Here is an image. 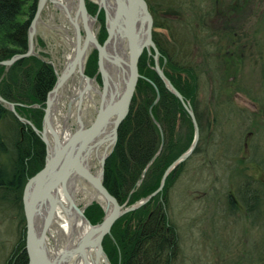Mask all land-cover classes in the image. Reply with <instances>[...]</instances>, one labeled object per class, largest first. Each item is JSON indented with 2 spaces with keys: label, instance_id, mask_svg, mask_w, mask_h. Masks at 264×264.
<instances>
[{
  "label": "trees",
  "instance_id": "trees-1",
  "mask_svg": "<svg viewBox=\"0 0 264 264\" xmlns=\"http://www.w3.org/2000/svg\"><path fill=\"white\" fill-rule=\"evenodd\" d=\"M36 5L37 0H0V61L27 50L28 26ZM84 6L99 23L95 37L100 44L106 36L103 12L90 1L84 0ZM96 58V50L92 49L84 67V73L89 77L96 72ZM162 59L160 56L158 63L164 76L193 112L198 139L190 155L167 173L155 194L111 224L109 234L101 239L102 250L110 264H172L176 254V232L166 213L168 191L191 155L214 150L210 145L215 143H209V138L216 127L211 123L219 118L220 100L222 121L229 120L233 112L238 111L229 106L232 104L230 93L224 94V99L221 95V61L214 63L213 70L209 65L206 68L207 62L195 64L186 55L178 58L166 55L164 62ZM152 66L151 56L143 50L137 60L140 77L128 111L117 126L114 145L103 162L101 183L118 204L129 205L154 191L164 169L188 147L192 138L188 113L178 98L165 88ZM214 71L220 75H215ZM95 80L100 83L98 74H95ZM54 82L53 67L45 58L31 54L9 67L0 64V95L13 102L16 112L38 129L42 127L47 92ZM200 88L208 93L205 106L210 116L209 125H203L202 121L207 119L196 104ZM237 113V118L241 119L240 112ZM204 128L211 130L201 141ZM160 143L161 148L155 154ZM45 154V143L40 136L0 102V209L14 210L19 227L18 240L7 264H27L22 190L26 180L42 168ZM236 162L242 160L238 158ZM227 202L231 205L228 195ZM83 215L90 224H95L101 220L103 210L92 201L83 209Z\"/></svg>",
  "mask_w": 264,
  "mask_h": 264
},
{
  "label": "rangeland",
  "instance_id": "rangeland-1",
  "mask_svg": "<svg viewBox=\"0 0 264 264\" xmlns=\"http://www.w3.org/2000/svg\"><path fill=\"white\" fill-rule=\"evenodd\" d=\"M48 1L42 8L41 22L34 36L35 51L47 61H51L56 73H59L67 62V56L75 53V35L67 14ZM86 1L96 4L91 0ZM146 1L157 10L155 19L168 27H152V32L160 37L161 41L164 38L176 42L172 38H177V56L190 54L188 59L195 64L200 60L204 61L202 56H211L210 52H204L202 55L200 48H190L189 41L196 46V29L193 24L187 23L186 0ZM217 1L215 10L209 5V14H205L204 22L217 29L216 24L220 17L216 19L214 14L220 15L221 8L233 6L238 15L235 32L238 37L250 38L255 46V55L250 61L244 60L241 63L240 74L235 73L234 89L229 91L232 103L239 107L237 112H240L241 119L237 118V112H233L229 120H221L222 125L219 114V118L211 123L216 126L209 138V143H215L210 145L214 150L210 153L199 152L191 155L168 191L166 213L176 232V254L172 264H264V0ZM73 2L76 7L77 0ZM172 12L178 16H173ZM92 24L91 30L96 36L99 23L95 19ZM207 32L212 33L209 29ZM80 33V41L83 43V33ZM209 38L211 43L216 44L217 36ZM180 42L184 49L179 47ZM169 49L174 52L172 48ZM216 50L221 52V43ZM91 51L92 48L87 57ZM212 54L215 53L212 51ZM205 62L206 68L209 65L214 70V62L210 63L209 59ZM219 73L214 71L215 75H220ZM239 75L241 83L237 79ZM245 87H250L251 90L247 91ZM69 94L74 95L68 91L67 95L70 96ZM62 97L55 107L52 123L58 122L57 126L63 130L62 116L66 113L67 103L65 97ZM207 98L206 89L200 88L196 94V104L198 111L206 116L207 120L202 121L203 125L210 124L208 108L205 106ZM90 99L91 101L83 98L80 104L79 118L83 125H87L93 118L99 98L92 91ZM72 104L71 115L67 117L69 131L76 126L75 108ZM210 130L202 129L201 141ZM247 131L250 136L245 139L246 144L242 149L241 142ZM3 132L6 133L4 127ZM238 158L242 162L237 163ZM90 169L97 170L98 163ZM228 193L231 205L227 202ZM74 195L79 207L88 201V197L79 187L75 189ZM18 230L15 211L10 208L0 209V264H7V259L18 240ZM49 233L56 241V233L52 229ZM47 241L48 247H54L48 236ZM60 248V245L56 246V249Z\"/></svg>",
  "mask_w": 264,
  "mask_h": 264
},
{
  "label": "water",
  "instance_id": "water-1",
  "mask_svg": "<svg viewBox=\"0 0 264 264\" xmlns=\"http://www.w3.org/2000/svg\"><path fill=\"white\" fill-rule=\"evenodd\" d=\"M91 1L96 3L97 10L101 9L103 12V24L106 36L102 43L99 44L95 36L90 35L86 26L85 22L87 17L91 21H94L96 17L95 15L90 16L86 12L84 0H77L76 2V12L81 16L80 22L85 34L81 49L79 48L80 32L78 23L74 18L72 20L69 19L75 35V59L78 60L79 56H81V50L83 49L87 38L91 39V44L89 45L90 48L83 54V61L86 59L91 48L96 50L97 73H99L100 76L101 86L99 89H93L99 99L95 114L91 121L87 125H83L79 118V107L82 100V93L88 87L85 85L79 92H77L75 99L74 97H69L66 113L64 114L65 124L67 125V117L70 115V105L71 102L75 101L76 126L72 131L68 130L66 135L61 133L58 134L53 130L52 116L54 115L55 106L51 103L50 94L56 91V89L64 82L72 70L71 66L68 67L67 70H64L65 68H63L59 73H56L53 63L48 61L53 67L55 82L47 92L41 129L36 128L29 120L21 117L16 112L14 103L4 99L0 95V102H2L20 122L29 124L44 141L46 146V154L42 168L26 180L22 190V205L25 217L24 240L25 250L28 255L27 264H67L68 262H65V259L69 255L67 251L60 249L55 253L56 246L60 245L61 247V243L58 241L59 237L56 235L57 240L55 241V237L51 236L49 233V224L53 215L55 201L54 198H52V195L56 193L57 190H60L63 193L70 205L76 210L79 217L88 226L83 236H81V244L85 239L91 237V239H89V244L92 246L93 251L92 264H97L99 259L103 264H110L102 250L101 239L105 234H109L111 224L120 215L137 208L155 194L161 188L167 173L190 155L198 139V127L193 112L188 104L183 101L179 92L163 75L157 64V51L151 40L152 19L145 0ZM50 2L54 4L53 1ZM44 4L45 0H37L36 12L28 26L27 50L22 53H16L8 59L1 60L0 64L9 67L16 60L31 54L43 58L37 51H35L34 36L37 32L38 25L41 22V11ZM113 35L122 41L123 49L126 51V59L123 62L124 64H119L114 58L112 60L120 68V74L119 76L116 75L117 83H115V87L117 88V92L115 88L114 94L106 99L107 78L104 77L103 59L105 57V52L103 47L106 41ZM147 47H151L154 52V71L163 82L165 88L178 98L190 117L193 128L192 138L188 147L173 159L164 169L159 185L154 191L129 205H126L125 202L118 204L115 198L107 192L101 183L102 167L105 157L110 153L114 145L117 126L128 111L129 102L137 78L140 77L137 71L138 57L142 49ZM78 73L80 77L85 78L86 80L91 79L82 72L81 64L80 67L78 66ZM156 99L157 96L154 101ZM152 121L158 126L153 118ZM107 125H109V131L105 135L103 132ZM101 143H104L105 145L101 157L97 159L98 170L93 172L85 163V156L89 154L88 151L92 147ZM160 148L161 143L155 154L159 152ZM72 176H75L78 182H86L91 190L102 198L104 205L95 198L89 199L81 207L75 205L72 194L67 189V180H70ZM92 201L97 202L103 210L101 220L95 224H90L83 215V209ZM47 205H49V209H47V217L39 227L36 220ZM47 236L53 241L54 247H48Z\"/></svg>",
  "mask_w": 264,
  "mask_h": 264
},
{
  "label": "bare ground",
  "instance_id": "bare-ground-1",
  "mask_svg": "<svg viewBox=\"0 0 264 264\" xmlns=\"http://www.w3.org/2000/svg\"><path fill=\"white\" fill-rule=\"evenodd\" d=\"M47 0H45L46 2ZM53 1L54 5L63 10L69 19H75L76 22L79 24L81 16L78 12H76V7L74 5L73 0H49ZM48 1V2H49ZM64 1V2H63ZM86 26L89 30L90 35L95 36L91 30L92 23L88 17L86 18ZM84 42V41H83ZM82 42L79 40V48L81 49ZM91 44V39L87 38L85 41L84 47L81 50V56H79L78 60L75 59V54H69L67 56V62L64 66V70H67L68 67H72L71 72L66 77L64 82L50 94L51 103L56 106L59 98L62 95H67L68 91L72 92L74 95H70L67 97H76L77 92H79L85 85H87V89L82 93V97L89 96L90 90L97 89V85L92 79L86 80L85 78L80 77L76 72L78 71V66L83 67V54L84 52L89 49V45ZM103 50L105 52V57L103 59V68H104V77L107 78V89H106V99L112 96L115 92V83L116 82V75L119 76L120 68L115 64L113 58L119 64H122L126 59V51L123 49L122 41L119 40L116 36H111L106 43L104 44ZM124 64V63H123ZM63 70V71H64ZM77 75H76V74ZM117 92V88H116ZM82 102V101H81ZM71 106V105H70ZM72 108H70L71 110ZM55 114V113H54ZM71 115V114H70ZM63 117V130L61 127L57 126V123L53 122L52 127L55 132L58 134L66 135L68 132L67 125L65 124V116ZM54 118V116H52ZM109 125L105 128L103 132L105 135L108 133ZM104 143L98 144L97 146L92 147L88 151V155L85 156V163L87 164L88 168L90 169L96 162L97 159L101 157L103 152ZM91 170V169H90ZM98 170V169H97ZM97 170H93L96 172ZM92 171V170H91ZM74 177V178H73ZM73 178V179H72ZM70 180H67V189L71 192L73 201L75 205H78L77 202L74 200V191L77 187L81 188L83 192L88 197V200L91 198L97 199L102 205L104 202L102 198L95 194L88 184L84 181L78 182L75 176H72ZM72 179V180H71ZM54 198V209L53 215L50 220L49 230L52 229L54 233L59 237L58 241L61 243V250H65L69 253L65 262L67 264H92L93 259V251L92 246L89 244L91 237L85 239V241L81 244V236L85 233L88 226L87 224L79 217L76 210L70 205L69 201L65 198L63 193L60 190H57L56 193L52 195ZM47 209H49V205L43 209L40 213L39 218H37L38 226L40 227L47 217ZM57 240V239H56ZM56 249L55 253L58 252ZM101 260L97 261V264H100Z\"/></svg>",
  "mask_w": 264,
  "mask_h": 264
},
{
  "label": "flooded vegetation",
  "instance_id": "flooded-vegetation-1",
  "mask_svg": "<svg viewBox=\"0 0 264 264\" xmlns=\"http://www.w3.org/2000/svg\"><path fill=\"white\" fill-rule=\"evenodd\" d=\"M211 1H212V4H211ZM145 2L147 5V9L151 15V19H152L151 40H152L153 45L157 51L156 61H157V64L162 71V68L158 63V59L160 56H163L162 62H164L166 55L168 57H174V58L178 57L177 55H178L179 51L176 49V46H177L176 42L178 39L174 38V37L172 38V36H171V38L174 41H176V42H173L170 39H167V37L165 36V38L167 40L162 38V41H161L160 37H158L154 32H152V27H162L165 29H167L168 27L166 24L162 23L161 21L156 20L157 18L155 19L157 10H155V7L150 5V3H148L146 0H145ZM186 2L188 4V6L186 7L187 13H188L187 23L190 25L193 24L194 28L196 29V33L194 34V37H196V38H194V39H196V40H194L196 46H193V44L189 41L190 48L191 47L192 48L196 47L197 49L200 48V50L202 51V55H204V52L205 53L210 52L209 55H211V56H204V57L202 56V58H204V61L200 60L199 63L205 62L208 59H209V62H212V63L213 62L217 63V62L221 61V95L224 99V94L226 95V94L230 93L232 91L231 88L234 89L233 84L235 82V73L239 72V74H240L241 63L244 62V60L250 61L252 59V57L255 55V51H253L255 46H254L253 42L250 41V38L249 39H243L241 37H238L237 33L235 32V29L237 28V21H238L237 16L238 15L236 14V9L233 10V6L232 7L226 6V7L221 8V14L220 15L214 14L216 19H218L220 17V19H218V23L216 24L217 29H214L213 26L211 27L210 25H207L204 22L203 18L205 17V14H209V11H208L210 9V8H208L209 5L212 8V10L216 9L217 4H218L217 0H190V1L186 0ZM222 4H223V2L221 1V6H222ZM173 16L177 17L178 14L173 13ZM178 19H179V17H178ZM68 21H69V19H68ZM70 24H71V22H70ZM188 24H187V27H189ZM71 26H72V24H71ZM249 27H251V26L249 25ZM255 27H257V25H255ZM78 28H79V32L82 31L83 38H84L85 34H84V30L81 26V22L78 24ZM208 29L212 33H210V34L208 32L206 33V30H208ZM255 30L256 29L254 28L253 31H255ZM202 31H203V33L201 34ZM80 36H81V33H80ZM177 36H178V34H177ZM210 36H217L218 39L216 40L217 41L216 44L211 43V40L209 38ZM220 43H221V52L218 53V51L216 50V47H218V45ZM179 47L183 48V49L185 48L183 46L182 42H180ZM169 48H172L174 50V52H171ZM92 49H94V48H92ZM143 50H145L147 55H150L152 60H153V54H154L153 49L151 47H147V48H143L142 51ZM212 51H213V53H215L214 55L212 54ZM184 55H186L187 57L190 56V54H184ZM210 57L211 58L215 57L217 59H210ZM86 59H87V57H86ZM86 59L84 60L83 67H82L83 73H84V67H85ZM218 59H221V60H218ZM153 63H154V60H153ZM152 68H153V66H152ZM77 74L79 75L78 71H77ZM95 74H98V76H99V73H97V64H96ZM95 74L91 77H89V76L88 77L94 81L95 80ZM240 78L241 77L239 75V78H237V79L240 80ZM99 79H100V76H99ZM94 82L97 85L96 87L101 86V80H100V85L96 82V80ZM240 83H241V80H240ZM245 89L251 90L250 87H245ZM92 91L93 90H90L89 93L91 94ZM63 97H65L66 103H68L69 98L67 97V95H65ZM83 98H88V100L91 101L90 95L87 97H82V100H83ZM220 98H221V96H220ZM230 100H231V102H233L231 96H230ZM59 101H60V99H59ZM73 102H72L73 104L72 103L71 104L75 108V101H73ZM56 105H57V103H56ZM229 106H230L231 110L232 109L237 110L239 108V107H236L233 103ZM66 108H67V105H66ZM70 108H72V107L70 106ZM71 110H70V112H71ZM79 110H81V105L79 107ZM241 110H243V109H241ZM80 112L81 111H79V115H80ZM219 114L221 116V100L219 103ZM53 116H55V115H53ZM219 121L221 124V118ZM249 136H250V132L247 131L245 133V136H243V140H242L243 144H241V146H245V144H246L245 139ZM246 154H247V152H246ZM251 165H253V164L251 163ZM254 165H256V164H254ZM228 196L230 197L229 193H228ZM230 200H231V198H230Z\"/></svg>",
  "mask_w": 264,
  "mask_h": 264
}]
</instances>
